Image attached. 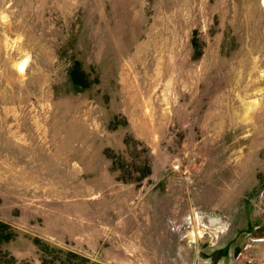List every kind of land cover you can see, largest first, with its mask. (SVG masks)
Returning a JSON list of instances; mask_svg holds the SVG:
<instances>
[{
  "label": "rangeland",
  "instance_id": "obj_1",
  "mask_svg": "<svg viewBox=\"0 0 264 264\" xmlns=\"http://www.w3.org/2000/svg\"><path fill=\"white\" fill-rule=\"evenodd\" d=\"M2 232L0 264H264V0H0Z\"/></svg>",
  "mask_w": 264,
  "mask_h": 264
},
{
  "label": "trees",
  "instance_id": "obj_2",
  "mask_svg": "<svg viewBox=\"0 0 264 264\" xmlns=\"http://www.w3.org/2000/svg\"><path fill=\"white\" fill-rule=\"evenodd\" d=\"M9 233H0V244L4 243V242H8V240H10Z\"/></svg>",
  "mask_w": 264,
  "mask_h": 264
},
{
  "label": "bare ground",
  "instance_id": "obj_3",
  "mask_svg": "<svg viewBox=\"0 0 264 264\" xmlns=\"http://www.w3.org/2000/svg\"><path fill=\"white\" fill-rule=\"evenodd\" d=\"M261 80H262V79H261ZM249 84H250V83H249ZM250 85L252 86V84H250ZM250 85H249V86H250ZM251 86H250V88H251ZM253 86H254V84H253ZM245 88H246V87H245ZM247 90H248V89H247Z\"/></svg>",
  "mask_w": 264,
  "mask_h": 264
}]
</instances>
